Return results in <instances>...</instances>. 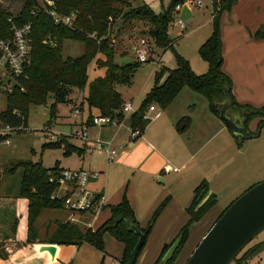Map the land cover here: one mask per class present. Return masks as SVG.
<instances>
[{"label": "rangeland", "instance_id": "rangeland-1", "mask_svg": "<svg viewBox=\"0 0 264 264\" xmlns=\"http://www.w3.org/2000/svg\"><path fill=\"white\" fill-rule=\"evenodd\" d=\"M172 1L136 0L132 1V6L134 8L147 6L159 14L167 10ZM186 2H189L194 14L182 26L180 16L176 11L168 30L169 37L174 42L173 48H157L149 31L150 25L146 22L125 21L123 18L114 21L111 37L115 46L116 60L126 55L131 58L132 62H140L137 57L138 49H145L148 54V60L140 63L132 84L117 85L125 102L134 104L132 113L139 109L142 101L151 91L156 71L163 66L168 69L177 67V53L187 57L196 73L204 74L208 71L206 62L200 57L198 50L213 31L212 0H187ZM0 5L14 17L22 9L23 0H0ZM125 9L128 10V7ZM142 40H145L146 44H142ZM84 48V43L80 41L65 40L63 43L65 56H79L83 54ZM227 60L232 61L229 62L230 67L238 73L241 79L245 76V85L246 81H250L255 86L256 92L248 104L255 107L263 106V67L258 68L253 60L246 57L239 62L233 61V57ZM225 72L227 73L226 70ZM104 74L105 69L97 67L96 64L91 65L89 83ZM239 81L241 83V80ZM84 91L87 92V89L74 88L71 95L74 102L57 104V115L53 118L52 124H49V121L51 105L54 102L53 95L49 97L47 104L31 106L27 127L14 133L11 143L0 144V199L19 195L24 175L23 167L14 168V164L19 161L42 163L46 168L58 166L61 169H85L101 173L98 179L99 185L104 186L105 189L108 188L109 193H107L104 207L95 220L93 229L100 228L106 222L111 216V206L119 203L113 202L114 196L124 192L127 194L141 228H147L151 219L160 210L151 229L148 248L145 247L147 251L144 249L137 262V264H155L164 246L171 243L187 224L189 219L186 209L194 199V190L197 185L206 180L210 190L218 196V203L200 223L192 225L188 242L176 262V264H186L223 210L252 186L264 181V126L259 128V135L237 140L224 121L211 112L207 98L186 86L167 108L162 109L160 117L154 118L152 113H148L151 121L143 135L136 139L138 142L142 137L147 138L148 143L153 145L156 151L178 170L169 171L165 167L162 168V175L159 173L153 178L155 189L149 187L146 179H144V185L140 183L142 186H138V182L144 176L143 171L136 167H129L126 162L129 156L123 154V151L128 152V155L133 151V147L130 146L132 113H126L119 125H108L107 128L89 126V140H84L75 135V130L81 129L78 125L81 118L76 119L71 109L73 103L82 100ZM6 109L7 94L0 92V111ZM228 112L234 120H239L243 125L238 113L229 109ZM186 117L190 119L189 128L181 132L177 129V123ZM170 118L176 120L173 122ZM251 127V131L254 132L258 126L254 129ZM59 138H65L66 144L70 147L87 148L85 158L77 152L66 155L65 144L60 147L50 146ZM97 140L113 141V148L118 151L115 161L109 163L105 152L99 151L97 147H90V143ZM11 168L14 169L11 170ZM163 177L165 180H162ZM130 190L132 197L129 196ZM130 198H135V200L132 202ZM4 201L9 202L6 199ZM183 205L185 209L182 210ZM53 215L60 222L68 217V213L63 209H44L37 218L36 224L41 227ZM184 217L186 221H183ZM14 218L15 215L8 216L3 211L2 205L0 206V226L4 223L11 224ZM11 229L13 228L9 230ZM0 230L4 229L0 228ZM258 244L261 245L257 251L239 264H264V230L255 236L237 257L241 258L245 251ZM63 245L69 247L73 244ZM86 246L78 253L74 262L73 258H70L69 264H78L82 260L87 264H123L125 245L111 233H106L104 236L105 252L90 245ZM232 264L237 263L233 261Z\"/></svg>", "mask_w": 264, "mask_h": 264}, {"label": "trees", "instance_id": "trees-1", "mask_svg": "<svg viewBox=\"0 0 264 264\" xmlns=\"http://www.w3.org/2000/svg\"><path fill=\"white\" fill-rule=\"evenodd\" d=\"M49 1L53 2V5H50ZM132 1L136 0H23L22 9L14 17L0 5V38L12 37V23L9 18H13L14 22L20 26L27 23L32 24L31 65L27 71L28 77L21 80L22 86L7 95V109L0 111V119L14 126L27 127L31 106L45 105L49 97L53 95L54 102L51 105L49 121V124H52L53 118L57 115V104L72 102L71 95L74 88L80 90L88 88L84 102L87 103L90 112L96 109L99 114L118 118L120 121L125 118L126 115L123 112L125 100L117 89V85H131L142 62L131 60L117 63L115 46L111 37L114 21L123 18L125 21L146 22L150 25L149 31L157 48H173L174 42L168 33L169 25L176 15V7L183 5L187 0H173L169 8L159 14L147 6L134 8ZM236 3L237 0L213 2V31L198 50L200 57L208 66V71L204 74L196 73L190 61L177 53L176 68L168 69L163 66L156 71L151 91L142 101L139 109L131 115L132 130L140 128L143 134L151 121L146 117L149 106L157 104L162 109L167 108L182 89L188 86L206 97L211 112L219 117V106L228 104L229 94H231L234 104L229 107V110L238 113L243 125L250 131L251 122L259 120L256 131L251 132L260 133L259 128L264 126V105L255 107L248 103H239L233 94L234 81L223 70L221 18L224 12H231ZM126 7L128 10L125 9ZM49 9H54L63 15L75 13L76 18L69 25L56 24L49 14ZM251 35L255 39H264V23ZM65 40L83 42L85 46L83 54L65 56L63 53ZM121 57L125 58L126 55ZM93 64L105 69V74L89 83V70ZM92 117L91 112L87 119L89 125H92ZM189 124L188 117L182 118L177 123V129L185 132ZM228 129L231 131L230 128ZM232 134L234 135L233 132ZM235 138L241 139L237 136ZM63 144H65L66 155L77 152L84 157L87 151L86 148L70 147L66 144L65 138H59L50 146L60 147ZM20 166L24 168V175L18 197L28 200L27 242L31 243L36 240L35 222L43 210L64 208L62 201L51 199V194L57 185L49 181L50 172L59 175L62 169L58 166L46 168L42 163L32 161H19L14 164V168ZM209 190L210 186L206 180L196 186L194 199L186 209L189 216L187 224L171 243L164 246L155 264H176L188 242L192 225L200 223L218 203V196L214 192L209 193ZM226 210H223L215 222ZM159 212L154 215L147 228H141L125 193L120 203L111 206V216L100 228L94 230L84 228L79 223L60 222L50 241L59 245L86 243L105 252L104 236L106 233H111L125 245L123 264H128L140 242L141 235H144L145 242L140 247L133 263L137 264L148 243L151 229ZM12 228L15 233L18 228V218L13 220ZM260 245L249 248L241 258L236 257L234 261L239 264L251 257ZM6 256L3 245H0V257L5 258Z\"/></svg>", "mask_w": 264, "mask_h": 264}, {"label": "crops", "instance_id": "crops-1", "mask_svg": "<svg viewBox=\"0 0 264 264\" xmlns=\"http://www.w3.org/2000/svg\"><path fill=\"white\" fill-rule=\"evenodd\" d=\"M214 1L220 2L221 0H212V4ZM190 8L192 10V13L194 14L191 5ZM178 14H180V12ZM263 23H264V0H237V3L236 5H234L233 10L231 12H227V11L224 12L221 18V31H222V39H223V56H224L223 70L224 71L226 70L227 73L230 76H232L231 78L234 81V86H233L234 96L236 100L242 104L251 102L250 98L253 97L254 93L256 92V89L254 84L250 81H246V85H245V81H244L245 76L244 79H241L238 73H236L231 69L229 62L232 61L227 60V58L233 57V61L239 62L246 57L247 59L253 60L254 61L253 63L256 64L258 68L262 66L264 69V39L256 40L251 35ZM154 49H156L155 46ZM185 58L187 59V57ZM207 67L208 66L206 64V69ZM238 79L241 80V83ZM87 92H88V88H87ZM87 92L85 91L83 92V97L81 98L82 100L81 101L77 100V102L73 103L71 109H73L74 104H80L81 102H84V97L87 94ZM72 102H74V100H72ZM81 108L83 114L86 116H89L91 112L93 115L99 114L96 109L91 110L90 112L87 103L85 102L84 104L81 105ZM170 119H172L173 122L174 120H176L175 118H170ZM258 123L259 120H255L251 122L250 124V126H252L251 128L254 129L256 126H258ZM89 126H93V125H89ZM104 127L107 128L106 126ZM130 146L133 147V151L131 152V154L128 155V152L123 151L124 152L123 154H127V157L129 156L126 160L127 165L129 167H136L142 170L144 174L143 178L138 182L137 185L138 186L144 185V179H146L149 184V187H151V189H155L156 188L154 184L155 180H153L154 176L158 175L159 173L160 175H162L161 173L162 168L165 167V169H168L171 166V164L167 162V159L161 153L156 151L153 145L148 143L147 138L145 137L144 138L142 137L138 142H136V140L131 139ZM117 156L118 154L116 155L114 161L117 159ZM100 177H101V173L98 178L93 179L94 181L90 182L89 186L97 194V196L103 195L106 201L107 193H109V190L108 188L105 189L104 186L101 187L99 185L100 181L98 179ZM163 179L165 180V177H163L162 180ZM168 193H170V191ZM209 193H212V190H209ZM124 194L125 192L121 195H115L113 202L120 203ZM129 196L132 197L131 190L129 192ZM176 198L177 197H175V199ZM4 199L9 200V202H5ZM132 200H135V198L131 199V201ZM1 205L3 207V211H5V213L8 214V216L15 215L14 220L18 218V228L15 233L13 232V229L9 230L10 228H12L10 226L12 225L13 221L9 225L4 223L3 225L0 226L1 229H4L3 231L0 230V245H3L4 250L7 253V256L5 258L0 257V264H69L71 257L73 258V262H74L76 260L78 253H80L83 249H85V247H87L86 245H89L84 243L81 245H70L69 247H66L65 245L51 243L50 238L53 235V233L57 230L58 224L60 223V220H58V218H55L56 216L54 215L51 216L41 227H39V225L36 224L35 222V227L37 229L36 240L31 243L27 242L28 200L20 198L18 196L10 197V198H1L0 206ZM183 209H185L184 205L182 206V210ZM63 210L68 213V217H66V219H64L62 222H71L70 212L65 208H63ZM100 211L96 215L91 212L80 213L77 215L76 223H79L84 228L93 229L95 228V223H96L95 220L100 214ZM186 220L187 219L184 217L183 221ZM3 226L4 227L8 226V227L4 228ZM148 243L146 245L147 246L146 249L148 248ZM146 249L145 251H147ZM78 264H87V263H85L82 260V262Z\"/></svg>", "mask_w": 264, "mask_h": 264}, {"label": "built area", "instance_id": "built-area-1", "mask_svg": "<svg viewBox=\"0 0 264 264\" xmlns=\"http://www.w3.org/2000/svg\"><path fill=\"white\" fill-rule=\"evenodd\" d=\"M49 4L53 5V2L49 1ZM186 4L190 6L189 2H186ZM182 7L183 5H178L176 11L179 13ZM49 14L56 24L65 23L69 25L76 18L75 13L63 15L54 9H49ZM9 21L12 23V37L0 38V92H4L7 95L22 86L21 80L28 77L27 71L31 65L30 34L32 30L31 23L20 26L14 22L13 18H9ZM180 23L182 26L185 25V21L181 18ZM142 44H146V41L142 40ZM137 57L140 62H146L148 60V54L145 49H138ZM72 111L76 119L81 118L78 124L81 129H76L75 135L84 140H89L88 116L83 114L81 104H74ZM133 111L134 104L132 102H125L123 106V112L125 115L126 113H132ZM149 112L153 114L154 118H158L162 114V108L158 107L157 104H152L147 110V118H149ZM17 115H19V113H17ZM76 121L78 122V120ZM121 122L122 121L118 118L101 114H95L92 117V125L97 127L119 125ZM23 127L24 126L20 125L14 126L0 119V144L11 143L12 135L22 131ZM141 135L142 132L140 128L131 131L132 140H136ZM90 147H97L99 151L105 152L109 163L112 162L117 155V150L116 148H113L112 141L97 140L91 142ZM167 170L175 171L178 169L170 166ZM99 176L100 173L85 169H62L59 175L50 172L49 181L57 185L56 189L51 194V199L63 202L64 208L70 212V221L72 223L77 222L78 214L91 212L96 215L104 207L105 197L103 195L97 196V194L89 187L90 181Z\"/></svg>", "mask_w": 264, "mask_h": 264}, {"label": "water", "instance_id": "water-1", "mask_svg": "<svg viewBox=\"0 0 264 264\" xmlns=\"http://www.w3.org/2000/svg\"><path fill=\"white\" fill-rule=\"evenodd\" d=\"M192 16L190 6L184 4L180 11V18L186 21ZM116 61L125 63L130 62L131 58L125 57ZM229 97L228 104L219 106L220 118L226 126L241 139L259 135L252 133L239 120L233 119L228 109L233 106L234 99L231 94ZM262 230H264V181L255 184L232 202L207 232L186 264H232L239 253ZM144 242L145 237L141 235L140 242L128 264L134 263Z\"/></svg>", "mask_w": 264, "mask_h": 264}]
</instances>
